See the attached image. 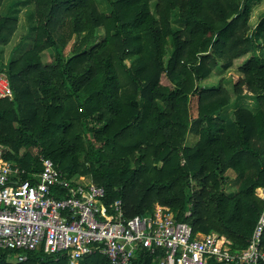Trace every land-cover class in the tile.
I'll return each instance as SVG.
<instances>
[{"label": "trees", "instance_id": "1", "mask_svg": "<svg viewBox=\"0 0 264 264\" xmlns=\"http://www.w3.org/2000/svg\"><path fill=\"white\" fill-rule=\"evenodd\" d=\"M109 2L105 12L96 0H34L32 47L0 63L15 91L0 99L6 157L28 170L52 158L68 177L105 186L106 201L122 199L129 216L168 206L196 231L246 247L264 208V60L254 52L264 50V12L251 24V0ZM17 26L0 14V46ZM247 54L232 91L255 109L222 117L231 91L201 82ZM231 169L241 180L234 194ZM0 264L68 261L42 251L21 261L0 248ZM81 264L112 263L95 253Z\"/></svg>", "mask_w": 264, "mask_h": 264}, {"label": "built area", "instance_id": "2", "mask_svg": "<svg viewBox=\"0 0 264 264\" xmlns=\"http://www.w3.org/2000/svg\"><path fill=\"white\" fill-rule=\"evenodd\" d=\"M14 94L0 69V99ZM6 154L0 145V248L17 251L21 261L42 251L68 264L95 253L112 264H144L147 257L157 264H264V208L246 247L235 249L226 235L196 231L168 206L129 216L122 199L106 201L105 186L68 177L52 158L28 170ZM256 195L264 202V186Z\"/></svg>", "mask_w": 264, "mask_h": 264}, {"label": "rangeland", "instance_id": "3", "mask_svg": "<svg viewBox=\"0 0 264 264\" xmlns=\"http://www.w3.org/2000/svg\"><path fill=\"white\" fill-rule=\"evenodd\" d=\"M96 2L101 11L107 12L110 10L109 0H96ZM257 2L258 3L253 6V11L251 12V24L256 23L259 20L261 12L264 11V2H259V0ZM0 14L18 21L17 30L14 33L12 39L9 41V44L0 46V63L2 62L7 65L12 58L18 57L33 45L36 25L34 18V0H4L0 8ZM19 43L20 46H18ZM258 43H260V41ZM254 52L262 60H264V50L261 48L260 44L256 47ZM248 56L249 54L236 58L234 60V65L229 69L217 68L211 73V75L201 82V84L205 86H217L222 81L231 91V102L221 113L222 117L229 116L236 108L240 107H247L253 110L255 109V102L252 99L237 98L232 91L233 83L235 81L234 76L239 74V67L243 64ZM195 109L196 100L193 99L192 111L195 112ZM197 139V132H189L186 143L193 145ZM228 174L230 175V180L226 186V191L228 194H234L237 192L241 180L232 169L228 171ZM76 176L78 179L81 177L78 174ZM82 179L85 181H92L90 175H84Z\"/></svg>", "mask_w": 264, "mask_h": 264}, {"label": "crops", "instance_id": "4", "mask_svg": "<svg viewBox=\"0 0 264 264\" xmlns=\"http://www.w3.org/2000/svg\"><path fill=\"white\" fill-rule=\"evenodd\" d=\"M257 1H258V0H251V2H250V5H251V12L253 11V6L256 5V4L258 3ZM260 1L264 2V0H259V2H260ZM263 12H264V11H262L261 14H262ZM261 14H260V15H261Z\"/></svg>", "mask_w": 264, "mask_h": 264}]
</instances>
